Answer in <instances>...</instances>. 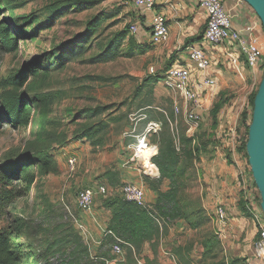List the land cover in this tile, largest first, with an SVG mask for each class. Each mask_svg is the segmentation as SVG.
<instances>
[{
  "label": "rangeland",
  "instance_id": "374dc122",
  "mask_svg": "<svg viewBox=\"0 0 264 264\" xmlns=\"http://www.w3.org/2000/svg\"><path fill=\"white\" fill-rule=\"evenodd\" d=\"M129 3V0H0V18L3 24L10 25L19 47L7 53L0 46V81L20 71L29 74L31 80L19 94L32 100L34 105L27 126L15 128L6 124L0 131V174L4 167L10 169L20 160L30 158L36 162L32 171L33 185L27 188L24 182L14 184L25 192L24 197L0 224L1 227L11 225L23 233L17 238L23 249V264H116L123 258V249L121 255L116 254L115 239L106 236L111 211L105 202L110 198H123L128 184H142L146 189L145 205L154 209L157 195L151 186L158 183L159 178L139 175L133 179L129 174L131 171L139 174V167L131 158L136 136L141 135L149 123L164 125L161 120H151V116L164 115L169 121L180 155L196 146L202 150L191 159L181 161L186 175L178 179V199L182 205L199 202L211 217L213 228L218 205L214 212L204 207L206 187L199 166L214 143L213 106L202 124L195 127L188 123L179 96L170 93L162 81L157 87L145 85V79L150 76L149 63L138 50H134L132 58L124 56L108 64L91 62L96 50L84 56L76 55L77 43L89 44L84 32L87 22L96 15H115L104 25L115 23L112 31L126 30L133 36L128 18ZM23 17L30 19L26 21ZM263 75L264 72L245 86L226 90L229 101L224 109L231 107L239 94L244 98L242 111L246 109L250 95L258 92ZM148 104L151 106L147 107ZM96 107L110 108L101 116L109 123V128L104 145L97 149L89 142L74 140L75 133L88 122V110ZM176 107L180 112H176ZM241 128L242 125L234 135L236 150L243 162L240 177L244 179L247 193L257 196V201L252 200L253 205L242 210L254 224L256 244L264 225V213L247 152L238 149L245 132ZM154 135L149 136V143L157 146ZM184 137L192 139L193 143H184ZM72 157L77 159L75 169L68 163ZM84 189L95 193L88 212L77 204V196ZM160 189L167 191L168 183L161 184ZM155 216L165 229L160 259L168 263L173 247L195 237V232L184 221ZM222 249L228 260L240 259L237 264H248L247 258L232 257L228 248L222 245ZM145 253H149L148 247Z\"/></svg>",
  "mask_w": 264,
  "mask_h": 264
},
{
  "label": "trees",
  "instance_id": "16d2710c",
  "mask_svg": "<svg viewBox=\"0 0 264 264\" xmlns=\"http://www.w3.org/2000/svg\"><path fill=\"white\" fill-rule=\"evenodd\" d=\"M18 9L23 8L18 7ZM114 17L113 14L104 13L92 17L87 22L84 33L88 36L89 44L86 46L85 42L77 43L76 55L78 57L96 50L97 53L91 58V62L108 64L124 56L134 57V50L142 53V50L136 47L134 37L129 36L126 30L112 31L115 23L104 25ZM29 19L30 17H23V20L29 21ZM0 46L7 53L15 52L19 48L13 30L10 25L3 24L1 18ZM30 80L29 74L20 71L0 81V131L6 124L15 128L28 125L34 113L33 101L20 95L19 92L29 84ZM158 82L159 77L149 76L145 79V85L148 86ZM256 94L257 91H254L250 95L248 107L241 113V125L245 132L238 148L240 152L246 151ZM226 104L227 99L222 94L211 111L212 128L217 126L218 114ZM150 106L147 105V107ZM109 109V107L89 109L88 122L75 133L74 140L89 142L95 149L102 147L106 141L109 123L101 116ZM150 119L161 120L164 123L162 131L154 135L158 146L155 161L160 177L158 183H154L151 189L157 195V199L154 209L140 207L126 201L125 197L110 198L105 202L106 208L111 211L108 230L121 240V247L124 251L123 258L116 264H163L160 259V244L165 229L155 214H159L161 218L170 217L172 220L184 221L195 232V237L173 247L171 254L176 264H237L240 259H227L222 249L221 239L212 228V219L201 204L197 201H189L182 205L178 199V179L186 175V167L180 165L181 161L183 158L191 159L193 154H199L202 150L196 146L180 155L175 147L174 134L169 121L164 115L161 118L151 116ZM183 141L188 145L193 143L192 139L185 137ZM35 166L36 162L28 158L20 160L16 165H11L10 169L7 167L2 169L0 174V224L2 219L9 214L10 209L24 197L25 192L14 184L24 182L27 188L33 185L35 175L32 171ZM165 183H168V190L162 191L160 185ZM22 236L23 233L11 225L0 226V264H23V249L17 243V238ZM146 247L149 248V253H145Z\"/></svg>",
  "mask_w": 264,
  "mask_h": 264
},
{
  "label": "crops",
  "instance_id": "0c3cea01",
  "mask_svg": "<svg viewBox=\"0 0 264 264\" xmlns=\"http://www.w3.org/2000/svg\"><path fill=\"white\" fill-rule=\"evenodd\" d=\"M221 2L232 18L233 30H241L257 21V15L244 1ZM129 5L128 18L131 25L137 26V32L133 35L135 45L145 55L149 63L148 71L152 67L156 69L155 75L150 74L159 77L156 87L160 86L164 74L173 67L189 69L190 83L194 88L206 77L217 81L216 89L207 90L204 94L206 117L220 93L224 94L228 102L226 90L234 86H245L249 80L253 81L264 72L263 68L258 72L253 71L235 44L225 42L215 47L205 42L207 15L197 6L196 0H156L153 11L136 7L132 1ZM156 14L166 17L170 31L168 40L162 45L152 43L151 24ZM192 47L202 49L209 57L211 66L207 71L197 69L190 61L188 55ZM243 99V95L239 94L231 107L224 109V106L218 114L217 126L212 128L214 143L199 166L202 168L206 187L205 209L214 212L218 205L226 211V222L221 223L216 216L213 225L222 245L230 250L232 257L247 258L248 264H261L255 252L254 224L242 210L243 207L253 205L252 200L257 201V196L253 197V193H247L243 187V179L240 177L243 162L234 142V135L241 125ZM129 174L133 179L140 177L137 171ZM249 183L251 185L253 181L250 179ZM168 261L163 264H176L173 258Z\"/></svg>",
  "mask_w": 264,
  "mask_h": 264
},
{
  "label": "built area",
  "instance_id": "2783aa9c",
  "mask_svg": "<svg viewBox=\"0 0 264 264\" xmlns=\"http://www.w3.org/2000/svg\"><path fill=\"white\" fill-rule=\"evenodd\" d=\"M136 7L153 11L156 0H129ZM197 6L204 10L207 15V25L204 32V40L211 46H219L225 42L235 44L241 54L246 58L249 67L258 72L264 67V29L260 19L245 26L241 30H233L232 18L225 10L221 0H196ZM131 33L137 32V26L131 25ZM152 43L154 45L164 44L170 35L167 19L164 15L156 14L152 18ZM189 59L201 71H207L211 62L206 53L199 48L189 49ZM151 75L157 73L152 67L149 70ZM191 73L189 69L183 67L170 68L163 77L164 86L168 91L178 95L184 101L185 120L197 127L206 120V103L204 94L207 90L214 91L217 81L213 78H204L199 81L195 88L190 83ZM176 112H180L176 107ZM192 126V127H193ZM163 124L160 122L149 123L145 131L136 136V142L132 147V160L139 167V175L151 179L160 177V172L154 159L158 154V146L149 143V136L162 131ZM237 134V132L235 133ZM236 139V138H235ZM238 146H236L237 148ZM77 159L72 157L68 160L71 169H75ZM244 181V179H243ZM245 185V184H244ZM106 190L103 189L102 193ZM124 197L126 201L135 203L146 208V189L142 184H128L125 188ZM95 198V193L91 189L82 190L77 196L78 207L85 212L91 210ZM217 219L225 223L227 219L224 207L218 206L216 211ZM106 236L113 237L116 244L113 250L116 254H122L121 240L112 231H107ZM256 257L264 264V225H261L259 239L255 244Z\"/></svg>",
  "mask_w": 264,
  "mask_h": 264
},
{
  "label": "water",
  "instance_id": "95a60500",
  "mask_svg": "<svg viewBox=\"0 0 264 264\" xmlns=\"http://www.w3.org/2000/svg\"><path fill=\"white\" fill-rule=\"evenodd\" d=\"M242 1L252 8L264 29V0ZM246 152L254 182L260 192L261 208L264 213V75L255 97Z\"/></svg>",
  "mask_w": 264,
  "mask_h": 264
}]
</instances>
